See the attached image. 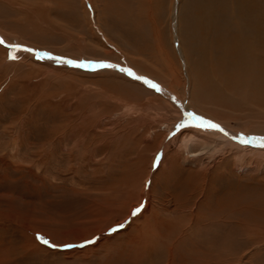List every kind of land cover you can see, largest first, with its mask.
Segmentation results:
<instances>
[{"label": "rangeland", "instance_id": "obj_1", "mask_svg": "<svg viewBox=\"0 0 264 264\" xmlns=\"http://www.w3.org/2000/svg\"><path fill=\"white\" fill-rule=\"evenodd\" d=\"M228 4L0 0V264H264V103L209 52Z\"/></svg>", "mask_w": 264, "mask_h": 264}, {"label": "bare ground", "instance_id": "obj_2", "mask_svg": "<svg viewBox=\"0 0 264 264\" xmlns=\"http://www.w3.org/2000/svg\"><path fill=\"white\" fill-rule=\"evenodd\" d=\"M263 2L264 0H228L229 4L224 5L226 9L223 10V14L227 13L231 19L229 21L225 18L223 20V17L217 18V21L222 20L224 24L216 27L218 34L214 35L213 46L209 51L212 56V72L218 74L223 85L231 92L238 89L243 91L245 96L250 97L251 103H264ZM216 52L221 56H215ZM206 114L212 115L208 111ZM221 121L224 120L221 118ZM98 230V227L93 228L89 234ZM87 237L79 235L74 237V241H81ZM33 245L39 244L33 241Z\"/></svg>", "mask_w": 264, "mask_h": 264}, {"label": "snow or ice", "instance_id": "obj_3", "mask_svg": "<svg viewBox=\"0 0 264 264\" xmlns=\"http://www.w3.org/2000/svg\"><path fill=\"white\" fill-rule=\"evenodd\" d=\"M0 43H2V41H0ZM82 66V65H81ZM109 65H101V67H108ZM131 74V73H130ZM154 86V85H153ZM212 127H217L216 125H212ZM136 211H139V209H137ZM135 214V213H134ZM38 239L41 240V242L47 244L48 241L47 240H44L42 237H37ZM88 243H91V241H88Z\"/></svg>", "mask_w": 264, "mask_h": 264}, {"label": "crops", "instance_id": "obj_4", "mask_svg": "<svg viewBox=\"0 0 264 264\" xmlns=\"http://www.w3.org/2000/svg\"><path fill=\"white\" fill-rule=\"evenodd\" d=\"M140 49V51H141V49H143V47H141V48H139Z\"/></svg>", "mask_w": 264, "mask_h": 264}]
</instances>
